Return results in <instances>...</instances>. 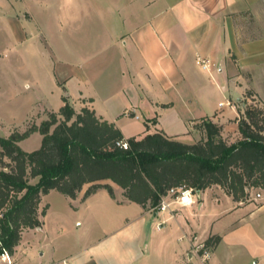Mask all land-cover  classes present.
<instances>
[{"label": "crops", "instance_id": "crops-1", "mask_svg": "<svg viewBox=\"0 0 264 264\" xmlns=\"http://www.w3.org/2000/svg\"><path fill=\"white\" fill-rule=\"evenodd\" d=\"M0 42L16 53L0 55V137L45 120L62 96L124 138L188 144L204 139L205 118L236 142L243 99L264 108V0H0ZM41 139L17 144L29 152ZM102 183L113 196L84 198L88 185L73 199L42 195V224L22 230L13 264H205L196 247L210 236L219 241L206 264H264L263 197L235 201L211 185L196 190L197 204L156 212Z\"/></svg>", "mask_w": 264, "mask_h": 264}, {"label": "trees", "instance_id": "trees-1", "mask_svg": "<svg viewBox=\"0 0 264 264\" xmlns=\"http://www.w3.org/2000/svg\"><path fill=\"white\" fill-rule=\"evenodd\" d=\"M61 100L59 110L39 125L0 137V242L10 254L23 229L42 224L48 206L39 209V204L50 190L73 199L88 185L84 198L98 188L113 196L111 185L102 183L109 180L126 199L155 211L172 187L218 185L235 201H245L250 188H264V108L243 109L236 142L224 141L220 127L205 118L200 123L204 139L188 144L161 133L124 138L93 110L76 113L65 96ZM33 132L42 136L39 148L22 150L17 143ZM218 241L219 236H210L204 244L213 247Z\"/></svg>", "mask_w": 264, "mask_h": 264}, {"label": "built area", "instance_id": "built-area-1", "mask_svg": "<svg viewBox=\"0 0 264 264\" xmlns=\"http://www.w3.org/2000/svg\"><path fill=\"white\" fill-rule=\"evenodd\" d=\"M198 61L200 62V65L202 67H206V61L204 59L198 58ZM116 145L127 148V143L125 141H118L116 142ZM196 195V190H193L192 188L186 187L184 185L178 186V187H172L166 191L164 195L161 196L160 202L158 206L156 207V212H162V211H168L171 212L173 209L171 206H177V207H185L190 206L193 204H197V200L194 198ZM260 194H256V198H259ZM153 210V209H152ZM1 217V213H0ZM212 246H207L204 243L198 244L196 247V251L199 253V256L202 258V261L206 264L211 252ZM14 260L12 258V255L3 248L1 242H0V264H13ZM62 264H68L65 261H62Z\"/></svg>", "mask_w": 264, "mask_h": 264}, {"label": "rangeland", "instance_id": "rangeland-1", "mask_svg": "<svg viewBox=\"0 0 264 264\" xmlns=\"http://www.w3.org/2000/svg\"><path fill=\"white\" fill-rule=\"evenodd\" d=\"M38 49H40V48H38ZM4 54H5V56L10 57V58L16 57V53H15L14 50H11L9 48H5L4 43L0 42V55L3 56ZM42 78H43L42 82L44 84V92H43V94H47L48 91H50L52 89V83H51L50 79L45 75V73L42 74ZM7 89H8V92H9V87ZM21 90H22V92L26 90L25 88H23V85L21 86ZM49 99H50V102L53 103L54 98L50 97ZM239 106L243 107V109H244L247 106H257L258 107V106H260V104H259L257 98L254 97L253 94H251V95H248V98H244L243 99V103H241ZM48 113L49 112H47V114ZM76 113H78V112H76ZM74 118H75V116L72 119H74ZM42 121L36 120L35 117H32L30 120H28L27 123H28V126H29V125H32L33 123L40 124ZM29 143L34 145L33 141H29ZM35 181H36V178L29 180L30 183H34ZM257 193H259L260 196L264 198V188H250V189L247 190V198L246 199H251V198L256 197ZM48 200L51 203H53L55 207H61L62 200L60 198H52V197H50Z\"/></svg>", "mask_w": 264, "mask_h": 264}]
</instances>
